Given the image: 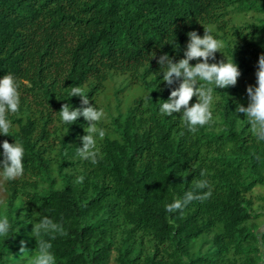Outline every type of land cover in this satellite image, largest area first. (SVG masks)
<instances>
[{"label":"trees","instance_id":"1","mask_svg":"<svg viewBox=\"0 0 264 264\" xmlns=\"http://www.w3.org/2000/svg\"><path fill=\"white\" fill-rule=\"evenodd\" d=\"M204 28L223 45L209 62L234 60L241 76L214 91L215 123L193 135L180 114L159 111L178 83L163 82L157 59H182L187 33L202 37ZM261 54L264 0H0V79L10 73L20 94L9 136L0 134V161L5 140L25 150L23 175L6 181L11 228L0 236V264L19 263L21 241L34 255L33 224L45 216L68 233L51 240L56 264H264L263 215L251 199L264 187V159H256L264 142L236 112L248 105ZM117 77L144 93L112 118L93 165L76 156L87 122L65 124L58 112L81 106L75 86L101 108ZM201 169L212 196L167 212Z\"/></svg>","mask_w":264,"mask_h":264},{"label":"clouds","instance_id":"2","mask_svg":"<svg viewBox=\"0 0 264 264\" xmlns=\"http://www.w3.org/2000/svg\"><path fill=\"white\" fill-rule=\"evenodd\" d=\"M187 36L188 42L182 59L174 62L167 54H162L157 59V63L163 70L161 72L163 82L168 86L178 83V87L170 91L168 99L162 101L159 111L167 116H173L174 113L180 114L182 126L190 134L195 135L200 128L215 123L214 91L218 88L234 87L241 72L234 60L226 57L219 62H209L215 60V54L221 52L223 45L207 29L204 28L202 37L196 31L188 32ZM150 55L155 58L154 52ZM193 60L199 62L193 66L190 64ZM255 77L256 86L249 85L246 88L249 100L247 107L238 104L236 112L242 113L247 118L251 136L257 143H260L264 142V54L259 56ZM18 87L10 73L0 79V134L4 136H9L12 127L8 114H15L20 110ZM74 96L80 97L81 106L73 109L65 103L58 114L65 124H73L80 117L87 122V127L84 128L86 134L81 137L82 147L77 148L76 156L95 165L103 159V154L97 146V137L103 140L106 135L105 130L98 127V124L105 118V113L102 108L98 109L96 105L90 104L89 97L82 87L71 88V97ZM193 97L196 98V102L190 104ZM2 149L3 160L0 161V176L5 181L15 180L24 173V147L16 140L15 143L5 140L2 143ZM256 159L259 161L264 158L257 155ZM207 175V170L201 169V178L193 181L194 189L187 191L183 199L177 198L165 204V210L169 213L182 211L194 200L203 202L209 199L212 196V186L206 178ZM84 179L83 175L78 176L75 183H83ZM204 189L207 191L202 194L196 191ZM10 228L7 215H0V236L7 237ZM67 234L62 221L58 223L47 216L33 224L32 235L35 237L37 246L33 251L34 255L28 258L27 264H56L55 254L51 251L53 247L51 240H54L57 235L66 236ZM43 236H48L49 239L46 240L42 238ZM20 252L22 254L27 252L24 241H21Z\"/></svg>","mask_w":264,"mask_h":264},{"label":"rangeland","instance_id":"3","mask_svg":"<svg viewBox=\"0 0 264 264\" xmlns=\"http://www.w3.org/2000/svg\"><path fill=\"white\" fill-rule=\"evenodd\" d=\"M121 90L118 94L117 91ZM143 90L135 84H129L124 78H115L108 83L107 89L101 97V108L104 110L105 118L98 124L106 133L113 130L112 118L124 113L134 102L135 98L143 94ZM101 141L97 137V144ZM6 181L0 176V215L8 214L9 193ZM254 202V209L258 214L263 216L259 223L262 225L261 231L264 230V187L257 188L251 196ZM20 200L16 201V210H19ZM30 255L28 252L20 255L18 264H27ZM112 264H116L114 261Z\"/></svg>","mask_w":264,"mask_h":264}]
</instances>
